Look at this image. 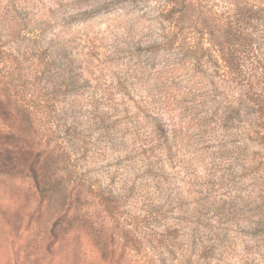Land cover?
I'll use <instances>...</instances> for the list:
<instances>
[{
  "label": "rangeland",
  "instance_id": "obj_1",
  "mask_svg": "<svg viewBox=\"0 0 264 264\" xmlns=\"http://www.w3.org/2000/svg\"><path fill=\"white\" fill-rule=\"evenodd\" d=\"M263 1L193 3L243 30ZM166 2L0 0V264H142L166 224L225 235L224 264H264V227L249 228L264 172L234 158L181 45L154 44ZM25 3L47 19L38 36L16 19ZM160 190L172 203L154 220Z\"/></svg>",
  "mask_w": 264,
  "mask_h": 264
},
{
  "label": "trees",
  "instance_id": "obj_2",
  "mask_svg": "<svg viewBox=\"0 0 264 264\" xmlns=\"http://www.w3.org/2000/svg\"><path fill=\"white\" fill-rule=\"evenodd\" d=\"M166 3L172 5L158 12V41L154 44L181 45V56L189 60L197 75L206 81L204 86L208 87L212 98L221 97L218 100L224 110L215 123L232 133L234 158L245 157L249 167L256 164L255 169L264 172V1L260 5L247 3L243 30L233 29L210 14L201 15L193 0H167ZM26 5L23 6L25 10ZM19 6L15 8L20 15L16 19L30 30L28 33L38 36L35 33L44 30L47 19L41 17L38 23L29 17L28 10L23 14ZM4 19L0 14V26ZM30 106L28 101L23 111L32 118L35 112ZM155 130L163 136L156 147L163 148L168 142L167 130L162 124L156 125ZM73 180L65 177V190L73 186ZM157 198L162 200L152 212L154 220L172 203L163 190ZM256 208L259 217L250 222V229L264 227V210L260 206ZM169 211L167 208L163 214L167 216ZM179 219L182 222V218ZM150 244L149 253L141 255L142 264H224L228 254L225 235L209 233L204 237L198 228L191 229L188 234L181 227L170 224H166L161 233L154 231ZM250 255L247 251L240 264H257Z\"/></svg>",
  "mask_w": 264,
  "mask_h": 264
}]
</instances>
